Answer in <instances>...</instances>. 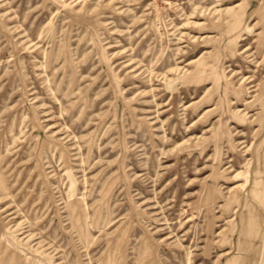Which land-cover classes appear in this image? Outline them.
<instances>
[{"label": "rangeland", "instance_id": "374dc122", "mask_svg": "<svg viewBox=\"0 0 264 264\" xmlns=\"http://www.w3.org/2000/svg\"><path fill=\"white\" fill-rule=\"evenodd\" d=\"M0 264H264V0H0Z\"/></svg>", "mask_w": 264, "mask_h": 264}]
</instances>
